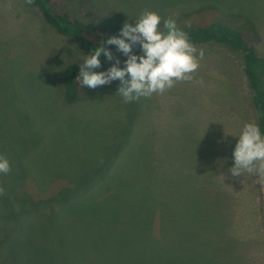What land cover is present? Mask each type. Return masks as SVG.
Instances as JSON below:
<instances>
[{"label":"rangeland","instance_id":"374dc122","mask_svg":"<svg viewBox=\"0 0 264 264\" xmlns=\"http://www.w3.org/2000/svg\"><path fill=\"white\" fill-rule=\"evenodd\" d=\"M54 2L85 23L95 13L107 29L134 25L144 10L160 15L161 31L177 16L181 30L251 22L264 58V0ZM195 47L204 57L193 79L163 94L126 103L114 80L65 103L61 69L87 54L25 0H0V155L11 166L0 174V264H264V177L228 172L235 136L257 118L243 57L215 42ZM85 198L97 202L79 206ZM175 218L191 249L183 258L167 251Z\"/></svg>","mask_w":264,"mask_h":264},{"label":"clouds","instance_id":"9594fccd","mask_svg":"<svg viewBox=\"0 0 264 264\" xmlns=\"http://www.w3.org/2000/svg\"><path fill=\"white\" fill-rule=\"evenodd\" d=\"M25 3L31 5L33 0H25ZM160 24V15L149 10H144L134 25L124 23L119 35L107 37L84 56L76 77L78 84L95 89L118 80L116 93L128 103L154 93L163 94L179 81H191L204 57L203 49L198 50L190 42L188 34L178 27L174 18L163 20L166 31L160 30ZM105 44L115 46L126 57L123 67ZM137 45L142 55L133 52ZM102 54L114 63L106 71H94L101 66ZM235 137L238 139L231 157L234 163L228 172L232 177H242L244 173L264 177V135L259 126L245 123ZM10 171L8 159L0 155V174ZM3 192L0 187V195Z\"/></svg>","mask_w":264,"mask_h":264},{"label":"trees","instance_id":"16d2710c","mask_svg":"<svg viewBox=\"0 0 264 264\" xmlns=\"http://www.w3.org/2000/svg\"><path fill=\"white\" fill-rule=\"evenodd\" d=\"M54 1L55 0H33L31 6H34L38 9L43 20L51 28H53L56 33L66 38H70L76 42L82 52L90 54V52L99 46L101 42L105 41L107 37L120 34V29L123 27V25L107 29L102 26L103 24L101 23V20L93 12L90 13V22L85 23L71 16L65 9L57 7ZM197 11L198 9L186 11L182 14V16L190 15ZM177 18H179V16L175 17L174 19L176 20ZM219 20L224 19L222 18ZM160 25H162V23ZM255 30L256 29L251 22H245L243 24H239L238 27H233L228 23H223V21H215L208 25H196L188 23V25L183 29V31L188 34L190 42L195 46L208 42H215L226 46L228 49L241 52L243 57L244 73L252 91V103L257 114L255 124L259 126L261 134L264 135V58L258 54L254 45V36L256 33ZM105 47H108L110 51L116 49V47L113 45L105 44ZM134 49H140L139 45L135 46ZM106 59L107 58H105L102 54L100 57L101 66H103ZM79 68L80 66L69 62L61 69V93L65 103H74L78 100L85 99L91 92L103 90L101 86L95 89L86 86H80L76 81V77L79 74ZM100 68L94 69V71H100ZM62 190H64L62 196L64 199L66 197V188L64 189L63 187ZM70 194L71 191L69 196ZM104 196H109V194L104 193L102 198ZM90 199H82L79 206H92L97 202L96 198ZM136 200L139 201L137 203L142 205H147L149 201H151L147 198H138ZM61 210L64 211L65 209ZM185 210L186 209H182L183 213L175 212V214L178 216L179 214L184 216L185 212L191 211ZM55 216L58 215L55 214ZM171 222H175L176 225H173V229L171 228L169 234L167 235L162 232V234L166 236V241L172 244V246L167 248V251L170 248H173V250H170L168 253L173 256L189 255L191 253V249H184L181 244L182 236L185 237L184 234L186 233V230H184L183 227V222L176 218L171 219ZM163 226L164 222L161 223V229L166 231L167 228H163ZM194 235L195 232L192 230L188 233L187 240L195 239ZM14 242V247L17 249V242ZM11 249L12 246L10 250Z\"/></svg>","mask_w":264,"mask_h":264},{"label":"crops","instance_id":"0c3cea01","mask_svg":"<svg viewBox=\"0 0 264 264\" xmlns=\"http://www.w3.org/2000/svg\"><path fill=\"white\" fill-rule=\"evenodd\" d=\"M178 257H182V258H183V256H178ZM165 262H172V261H170V260H165L163 263H165ZM187 262H188V257H187V259H186V264H187Z\"/></svg>","mask_w":264,"mask_h":264}]
</instances>
